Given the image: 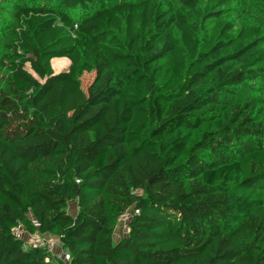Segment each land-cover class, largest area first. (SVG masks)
<instances>
[{"label": "trees", "instance_id": "16d2710c", "mask_svg": "<svg viewBox=\"0 0 264 264\" xmlns=\"http://www.w3.org/2000/svg\"><path fill=\"white\" fill-rule=\"evenodd\" d=\"M176 1L0 0V264H264V0Z\"/></svg>", "mask_w": 264, "mask_h": 264}, {"label": "rangeland", "instance_id": "374dc122", "mask_svg": "<svg viewBox=\"0 0 264 264\" xmlns=\"http://www.w3.org/2000/svg\"><path fill=\"white\" fill-rule=\"evenodd\" d=\"M259 0H239L237 5H234L232 7L235 16L242 17L245 22L249 23H261V12L258 10L262 7V5H257ZM171 3L176 4V0H170ZM264 4V2H262ZM252 17H255L253 19ZM12 19V16H7L5 19L6 21H0L1 28L5 29L6 26L9 24ZM8 27V26H7ZM3 29H0V37L3 38L5 35V31ZM69 62L66 59L60 58V59H53L51 61V67L55 74H58L62 71H65L68 68ZM91 81V76L85 75L82 78V85L85 88L88 83ZM68 212L71 215H74L76 213L75 204L71 203L68 207ZM133 214V211L130 210L126 215L125 218H122L116 226V229L114 231L113 235V241L116 243L120 241L122 238L126 237L128 234V222ZM28 219L33 222V219L30 215H28ZM25 229V228H24ZM47 244L49 245L50 252L49 254L52 257H55L57 260L64 262V264L68 263V254L65 250L62 249L60 246L58 240L56 238H48ZM47 248V246L45 245Z\"/></svg>", "mask_w": 264, "mask_h": 264}, {"label": "built area", "instance_id": "2783aa9c", "mask_svg": "<svg viewBox=\"0 0 264 264\" xmlns=\"http://www.w3.org/2000/svg\"><path fill=\"white\" fill-rule=\"evenodd\" d=\"M125 218V216L123 217ZM12 235L17 239V240H22L24 242V245L27 248H46L45 245L47 246V252H50V247L47 244V239L51 238L52 236L49 235H40L37 232H34L33 234H28L27 231L24 229L22 225H18L12 229ZM54 238V237H52ZM64 263V262H62Z\"/></svg>", "mask_w": 264, "mask_h": 264}]
</instances>
